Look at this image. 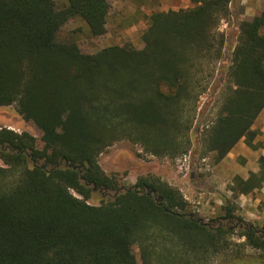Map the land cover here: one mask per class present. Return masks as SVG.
I'll use <instances>...</instances> for the list:
<instances>
[{
  "label": "trees",
  "instance_id": "obj_1",
  "mask_svg": "<svg viewBox=\"0 0 264 264\" xmlns=\"http://www.w3.org/2000/svg\"><path fill=\"white\" fill-rule=\"evenodd\" d=\"M189 1L151 13L141 46L87 54L80 40L57 34L71 18L104 34L109 0H65L59 10L54 0H0V107L15 105L40 133L0 128V264H210L220 254L224 264H264V224L242 219L233 201L261 186L264 157L256 174L232 179L231 197L209 221L159 177L123 185L98 163L119 140L155 157L192 151L230 0ZM237 30L220 69L225 86L199 132V158L214 164L240 140L256 148L264 108V8Z\"/></svg>",
  "mask_w": 264,
  "mask_h": 264
},
{
  "label": "rangeland",
  "instance_id": "obj_2",
  "mask_svg": "<svg viewBox=\"0 0 264 264\" xmlns=\"http://www.w3.org/2000/svg\"><path fill=\"white\" fill-rule=\"evenodd\" d=\"M109 2L111 7L104 34L93 37L81 19L71 18L60 28L57 39L65 42L69 37L77 38L82 43L83 52L87 54H95L103 48L124 43L139 47L141 35L147 28L151 13L185 10L192 7L189 0H109ZM54 4L59 10L64 7L65 0H54ZM263 8L264 0H230V15L218 25L216 31L223 35L221 57L219 62L212 66L214 75L210 79L207 91L198 101V112L191 131L192 151L189 152L188 170H180L176 161L179 157L151 156L139 145L128 140H119L106 148L98 157V163L105 174H116L123 185L135 184L138 177L147 175L159 177L162 181L179 189L188 204V209L204 221L219 215L223 201L221 205L215 201L217 199V195L215 196L217 189L214 188L217 187V181L213 174L215 164L210 155L206 156L207 162H202L199 158V132L205 122L204 118L211 116L210 109L215 107L225 86L220 69L229 62L230 53L238 35V24ZM0 128L16 133L26 132L35 138L40 137L38 130L20 117L15 105L0 107ZM233 201L235 203V200ZM89 203L98 204V201L90 200ZM261 205H263L261 208H264V201ZM237 215L244 220L248 218L240 210L237 211ZM249 223L260 227L264 224V218H252V222ZM231 241L238 243L244 239L233 236ZM246 253L254 252L247 249ZM135 255L139 258L137 249H135ZM225 257L227 256L222 254L211 257L209 263L224 264Z\"/></svg>",
  "mask_w": 264,
  "mask_h": 264
},
{
  "label": "crops",
  "instance_id": "obj_3",
  "mask_svg": "<svg viewBox=\"0 0 264 264\" xmlns=\"http://www.w3.org/2000/svg\"><path fill=\"white\" fill-rule=\"evenodd\" d=\"M253 128L258 131L252 142L256 148H249L243 140H240L220 162L213 166L214 178L217 181V187H214L217 189L215 201L220 205L223 198L231 197L230 187L233 185L232 179L235 176L246 180L249 174H256L259 171V159L264 157V108L255 120ZM263 201L264 181L259 188H255L251 193L239 194L235 199V204L248 217L245 220L252 222V218H264V208H261Z\"/></svg>",
  "mask_w": 264,
  "mask_h": 264
},
{
  "label": "built area",
  "instance_id": "obj_4",
  "mask_svg": "<svg viewBox=\"0 0 264 264\" xmlns=\"http://www.w3.org/2000/svg\"><path fill=\"white\" fill-rule=\"evenodd\" d=\"M233 49V48H232ZM232 51V50H231ZM178 163V166L180 168V170L182 171H186L189 168L190 165V156L189 153H187L186 155L180 156L179 159L176 160ZM202 162H207V158L203 157L201 158Z\"/></svg>",
  "mask_w": 264,
  "mask_h": 264
},
{
  "label": "water",
  "instance_id": "obj_5",
  "mask_svg": "<svg viewBox=\"0 0 264 264\" xmlns=\"http://www.w3.org/2000/svg\"><path fill=\"white\" fill-rule=\"evenodd\" d=\"M75 168V167H74Z\"/></svg>",
  "mask_w": 264,
  "mask_h": 264
}]
</instances>
